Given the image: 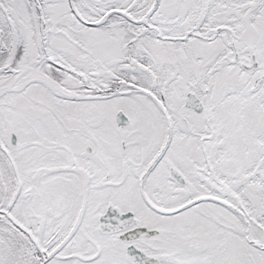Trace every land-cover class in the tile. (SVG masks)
<instances>
[{"label": "snow or ice", "instance_id": "obj_1", "mask_svg": "<svg viewBox=\"0 0 264 264\" xmlns=\"http://www.w3.org/2000/svg\"><path fill=\"white\" fill-rule=\"evenodd\" d=\"M0 264H264V0H0Z\"/></svg>", "mask_w": 264, "mask_h": 264}]
</instances>
